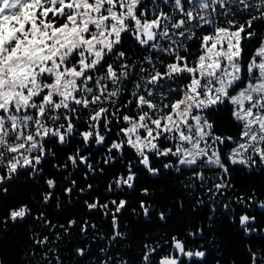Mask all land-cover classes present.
Masks as SVG:
<instances>
[{"label": "snow or ice", "instance_id": "snow-or-ice-1", "mask_svg": "<svg viewBox=\"0 0 264 264\" xmlns=\"http://www.w3.org/2000/svg\"><path fill=\"white\" fill-rule=\"evenodd\" d=\"M238 13H247L244 23ZM254 24H264V0H0V199L9 198L10 184L20 176H40L42 164L55 155L46 145H68L76 137L83 148L53 167L83 166L86 178L104 171L92 162V145L106 148L104 164L122 163L131 152L153 177L161 174L154 166L159 162L169 175L190 172L201 187L211 180L205 190L213 195L230 187L229 173L239 166L264 170V31ZM129 40L144 53L138 61L122 50ZM219 110L230 112L235 136L218 134L209 116ZM134 166L129 160L127 173L116 175L107 191L131 189ZM44 183L48 203L57 181ZM70 184L63 191L71 198L76 181ZM110 203L114 211L99 198L85 201L89 211L112 216L115 240L122 235L115 230L116 214L128 202ZM139 207L150 214L145 201ZM31 215L27 204L9 208L0 228L6 232L9 222ZM36 219L66 233L77 223L57 226L43 213ZM238 220L245 234L257 231L255 215L245 212ZM87 230L84 221L81 232ZM202 234V228L188 233ZM170 246L157 264H185L183 258L194 257L207 264L206 252L188 249L183 239L173 236ZM144 247L143 264H150L157 248ZM77 253L84 256L85 250ZM249 253L251 264H264V250Z\"/></svg>", "mask_w": 264, "mask_h": 264}, {"label": "trees", "instance_id": "trees-1", "mask_svg": "<svg viewBox=\"0 0 264 264\" xmlns=\"http://www.w3.org/2000/svg\"><path fill=\"white\" fill-rule=\"evenodd\" d=\"M246 18L247 13H238L236 17L238 23H244ZM254 27L258 33L264 31V24H254ZM255 47L256 44H249L247 53L250 55ZM122 50L127 52L130 61H138L144 55L132 40L125 43ZM82 115L87 119L86 112ZM209 119L214 122L218 134H237L229 111H212ZM80 130L85 129L81 127ZM112 138H116L114 134ZM79 139L76 137L68 145H46L55 155L47 157L40 176L35 180L20 176L10 184L9 198L0 199V218L9 208L21 204H27L32 209V215L24 221H17L15 225L9 222L6 232L0 228L2 264H49V261L51 264H102L103 261L107 264H143L145 245L157 248L149 258L150 264H157L161 257L170 253L173 236L183 239L190 250L205 251L207 264H251L249 249L257 254L264 250V208L259 206V202H264V170H248L239 166V171L229 173L230 187L224 189L222 195H213L205 190L211 180L206 179L204 187H201L190 172L169 175L159 162H154V166L161 168V174L153 177L133 159L131 152L125 154L122 163L104 164L101 158L106 155V148L103 146L92 145L90 153L93 164L99 162L98 166L104 168L102 173H88L86 178L83 166L75 170L53 167L62 166L67 155L78 146L83 148ZM129 160L135 165L133 171L137 174L133 187L129 189L125 186L123 190L108 192V184L113 178L127 173ZM206 176L216 179L213 172H207ZM48 178L56 179L57 188L51 190L54 198L45 203L42 197L50 191L44 183ZM71 180L76 181V186L70 198L63 189L72 186ZM88 184L93 187L88 189ZM80 188L85 191L80 192ZM145 188L148 189L147 196L143 193ZM97 198L101 203H108L112 211L115 206L110 203L111 200L128 202L126 209L116 214L115 230L122 235L115 240L111 239L114 234L112 216H105L102 210L89 211L85 205V201L90 203ZM238 198H242L244 203L238 202ZM197 200L203 203L197 204ZM141 201L150 205L148 216H144L139 207ZM226 203L230 205L228 208L224 207ZM160 212L166 214L165 220L159 219ZM245 212L256 216L253 224L256 232L245 234L240 228L238 217ZM41 213L57 226H67L69 220H76L77 223L67 233L59 227L53 230L50 225L36 219ZM84 221L88 223V230L82 233ZM93 224L95 228L91 227ZM201 228L202 236L188 235ZM45 237L48 238L46 244L36 243ZM81 248L85 250L84 256L77 253V249ZM185 264L205 262L194 257L190 261L186 258Z\"/></svg>", "mask_w": 264, "mask_h": 264}, {"label": "flooded vegetation", "instance_id": "flooded-vegetation-1", "mask_svg": "<svg viewBox=\"0 0 264 264\" xmlns=\"http://www.w3.org/2000/svg\"><path fill=\"white\" fill-rule=\"evenodd\" d=\"M186 261V258H183Z\"/></svg>", "mask_w": 264, "mask_h": 264}]
</instances>
